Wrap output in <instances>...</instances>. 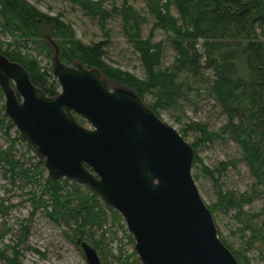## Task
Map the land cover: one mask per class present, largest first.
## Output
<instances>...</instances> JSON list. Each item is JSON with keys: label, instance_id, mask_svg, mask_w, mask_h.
<instances>
[{"label": "trees", "instance_id": "16d2710c", "mask_svg": "<svg viewBox=\"0 0 264 264\" xmlns=\"http://www.w3.org/2000/svg\"><path fill=\"white\" fill-rule=\"evenodd\" d=\"M71 1L97 18L103 29L114 12L121 16L123 33L139 53L144 77L114 66L107 58L110 39L86 43L76 36L71 24L62 16L44 13L29 0H0V54L22 64L32 82L48 96L58 95L60 86L53 75V66L42 65L41 53H53L54 58L58 56L69 65L83 64L100 70L108 81L134 90L158 115L163 108L181 100L188 102L190 93L198 92L190 84L191 76L202 77L205 71H211L207 89L226 113V123L215 131L208 123L191 120L180 132L185 138L190 131L199 134L191 142L195 149L193 165H200L218 187L217 200L208 205L212 213L238 208L251 233L238 247L219 231L220 238L240 264L254 263L253 249H259L264 259V204L257 212L243 210L244 205L257 198L261 197L264 202V0H142L145 12L153 19L147 37L141 32V23L145 20L143 11L131 0H123L120 7L113 4L111 10L103 7V0ZM174 8L177 14L173 12ZM157 28L162 29L175 50L174 60L168 66H164L162 60L165 40H153ZM1 33H10L13 40L4 41ZM46 36H51L52 40H46ZM30 42L34 48L29 47ZM148 96L153 100L147 101ZM75 117L80 124L86 123L80 116ZM3 126L8 129L7 135L15 127L8 115L0 110V127ZM226 134L239 145L241 157L223 161L213 169L205 166L198 154L199 148L216 140L225 141ZM21 140L23 137L18 136L8 148H0V172L9 173L11 178L40 183L42 171H37V167H26L16 156L15 145ZM241 161L246 162L253 179L250 189L239 193L223 188L215 175L224 174ZM194 177L198 178V173ZM45 181L42 194H48L49 201L39 197L35 209L49 208L50 217L66 221L73 237L88 240L100 252L103 264H108L107 254L114 253L108 244H102L109 231L103 225L109 214L114 222L121 224L122 215L105 205L89 186L76 180L47 177ZM8 209L0 202L2 217ZM100 229V238H96ZM10 230L0 229L1 238H5ZM29 231L28 226L22 225L20 234L16 235L17 241L0 248V259L4 264H23L25 251L34 249L28 244ZM128 238L134 245L132 234H128ZM119 262L143 264L135 249L120 256Z\"/></svg>", "mask_w": 264, "mask_h": 264}, {"label": "water", "instance_id": "95a60500", "mask_svg": "<svg viewBox=\"0 0 264 264\" xmlns=\"http://www.w3.org/2000/svg\"><path fill=\"white\" fill-rule=\"evenodd\" d=\"M53 75L60 93L48 96L22 64L0 54L5 113L49 177L87 185L118 211L143 264H240L200 194L195 150L181 132L134 90L110 89L96 68L55 56ZM77 244L88 264H103L89 241Z\"/></svg>", "mask_w": 264, "mask_h": 264}, {"label": "rangeland", "instance_id": "374dc122", "mask_svg": "<svg viewBox=\"0 0 264 264\" xmlns=\"http://www.w3.org/2000/svg\"><path fill=\"white\" fill-rule=\"evenodd\" d=\"M29 1L44 13L62 16L66 22L71 24L76 36L86 43L100 41L105 38L110 39V44L107 47V58L113 62L114 66L128 70L138 77H144L145 73L139 53L123 33L121 16L117 12H114L106 20V27L103 29L97 18L71 0ZM122 1L103 0V7L111 10L113 4L120 7ZM131 2L143 11L145 20L141 23V32L143 37H147L150 35L153 19L145 12L146 7L142 0H131ZM173 12L177 14L175 8ZM1 36L6 42L13 40L10 33H1ZM45 39L52 40V37L46 36ZM262 39L264 41V35H262ZM153 40L155 42L165 40L163 65L172 64L175 50L161 28H157L154 31ZM29 47L34 48L35 46L30 42ZM199 47L202 50V46L200 45ZM39 59L44 66L48 65L52 68L54 65L53 53H50V55L41 53ZM211 76V71H205L202 77L191 76L190 84L195 86L198 92L190 93L188 102L181 100L177 104L163 108L160 111V115H157L179 131L185 128L191 120L208 123L211 130H218L226 123L227 115L222 111L215 96L208 92V78ZM107 82L110 89L120 86L116 82L108 80ZM152 100L151 96L147 97V101ZM0 110L5 113V96L1 86ZM83 125L90 127L88 122ZM7 131L6 126L0 127V148L3 149L8 148L14 138L21 136L16 127L9 131L10 135H7ZM198 135L197 132L190 131L185 139L191 143L196 140ZM224 137H226L225 141L216 140L199 148L198 154L205 166L213 169L218 167L223 161L241 157V149L234 139L229 134L224 135ZM15 153L26 167H31L32 169L37 167V171H42V177H39L40 183H36L21 178H11L9 173L5 175L4 172H0V202L4 206L9 207L6 215H3L4 217L0 214V229L11 228L10 233L5 238L2 239L0 236V248H4L6 244L12 245L16 242V235L20 234L22 225H26L30 228L28 244L38 251L34 249L25 251L23 264H88L85 254L73 237V232L69 229L67 222L63 219L54 220L50 217L48 214L49 208L41 207L37 210L35 209L39 197L48 201L50 197L48 194H42V189L46 182L45 179L49 177L45 160L39 158L33 152L25 139L16 143ZM192 171L193 175L195 173L199 175L195 180L202 198L207 205H211L217 200L218 187L215 180L207 175L200 165L197 167L193 165ZM215 178L220 179L223 188L235 190L239 193L248 191L253 183L249 167L245 161L239 162L236 167H229L224 174L215 175ZM263 204V199L260 197L250 204L244 205L243 210L245 212H257L262 208ZM213 216L218 231L223 237H228L235 247H238L241 242H244L250 236V231L246 229V220L242 214H239L238 208L220 210ZM103 228H108L109 231L106 233V239L102 244H108L114 253V255L107 254L108 264H119V257L131 253L135 249V242L133 245L129 241L128 234L130 232L124 219L121 224H118V222L113 221L111 214H109ZM101 232V229L98 230L96 238H100L99 234ZM251 255L255 258L253 264H264L263 253H260L259 249H253ZM102 262L104 263L103 259ZM0 264H4L1 259Z\"/></svg>", "mask_w": 264, "mask_h": 264}]
</instances>
